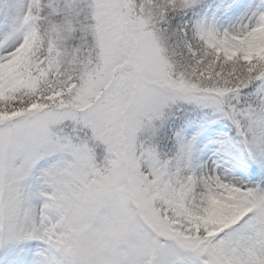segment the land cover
Instances as JSON below:
<instances>
[{
	"label": "snow or ice",
	"instance_id": "snow-or-ice-1",
	"mask_svg": "<svg viewBox=\"0 0 264 264\" xmlns=\"http://www.w3.org/2000/svg\"><path fill=\"white\" fill-rule=\"evenodd\" d=\"M0 264H264V0H0Z\"/></svg>",
	"mask_w": 264,
	"mask_h": 264
}]
</instances>
